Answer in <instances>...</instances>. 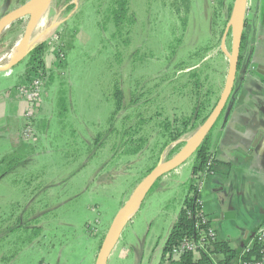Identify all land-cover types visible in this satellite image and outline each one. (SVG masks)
I'll return each instance as SVG.
<instances>
[{
  "label": "rangeland",
  "instance_id": "obj_1",
  "mask_svg": "<svg viewBox=\"0 0 264 264\" xmlns=\"http://www.w3.org/2000/svg\"><path fill=\"white\" fill-rule=\"evenodd\" d=\"M30 1L0 0V18ZM128 1L132 24L120 36L106 22L105 7L99 9L105 0H72L70 11L57 9L52 0L27 36L28 51L46 43L45 69H51L52 81L45 75L36 82L42 86L34 105L41 107L21 153L26 159L0 179V264H95L114 218L135 187L150 169L180 151L169 157L178 142H168L161 123L189 117L196 103L208 113L223 91L234 38L226 25L231 17L227 21V8L236 0ZM26 19L24 39L30 16ZM253 28L248 24L241 33L249 39L251 32L258 33ZM249 45L239 52L241 59L246 61L251 48L262 60L264 46L254 52ZM57 51L65 56L62 64ZM10 53L0 56V62H10ZM25 70L24 57L0 71V98L23 83ZM243 75L252 74L248 69ZM247 77L240 92L262 88ZM115 86L122 92V112L111 122ZM227 114L216 122L211 138ZM140 120L144 123L134 138L142 137L145 144L138 154H130L116 131ZM13 151L6 136L0 138V159ZM194 163L191 156L152 184L106 264H135L131 244L137 240L142 264L157 262L162 242L154 254L150 248L156 236L164 239L175 208L187 195ZM34 232L38 237L22 243Z\"/></svg>",
  "mask_w": 264,
  "mask_h": 264
},
{
  "label": "crops",
  "instance_id": "obj_2",
  "mask_svg": "<svg viewBox=\"0 0 264 264\" xmlns=\"http://www.w3.org/2000/svg\"><path fill=\"white\" fill-rule=\"evenodd\" d=\"M245 13L247 29L248 24L249 28H253L249 23L251 21L254 26L253 32L254 30L258 32H251L249 39L247 37V44L250 41L249 46H252L255 52L258 47L264 46V0H250V6L246 8ZM27 36L28 34L25 39ZM252 37H254L253 42ZM253 55L251 57L254 62H249H252L253 66L260 64L259 76L252 74L247 78L249 81L253 80L254 85H260L262 88L258 91L253 90L247 95L244 94L247 91L242 89L244 92L238 90L234 95L235 100L230 104L225 122L218 128L216 136L213 138L210 136V152L215 161L214 172L199 181L201 210L208 217L209 226L215 232L216 241L228 242L231 249L235 251L249 246L256 232L264 225V58L257 59L259 52ZM10 60L19 62L11 58ZM23 87L20 83L14 87L15 91L0 98V138L6 136L8 142L12 143L13 150L23 141L25 99L20 90ZM40 107L37 108L34 119L38 116ZM33 126L34 122L32 129ZM184 196L185 194H183V201L186 197ZM182 200L175 208L164 239L161 241V238L156 236L157 243H154L153 249L150 248L152 254L159 249L160 242H162L161 246H164L183 206ZM161 248L163 251V247H160V250ZM140 249L142 250L140 240L131 244V250L136 259L135 264L143 263L140 260V254H142ZM162 251L155 264L160 263Z\"/></svg>",
  "mask_w": 264,
  "mask_h": 264
},
{
  "label": "trees",
  "instance_id": "obj_3",
  "mask_svg": "<svg viewBox=\"0 0 264 264\" xmlns=\"http://www.w3.org/2000/svg\"><path fill=\"white\" fill-rule=\"evenodd\" d=\"M55 1L57 9L64 7L66 11H70L73 8V6L70 5L72 0ZM20 4H23V2ZM128 6V0H105V3H102V6L99 7L100 10L105 7V12H107L108 15L106 22L112 23L115 30V36H120L122 31L128 29L127 26L132 24L131 13H129ZM183 6L186 7L185 5ZM99 9L98 14L101 12ZM232 9V5L227 8V21L231 16L230 14ZM26 18L27 17L18 19L7 29L2 31L0 34V56L11 52L18 40L24 36L25 29L28 24ZM242 40H245L244 34L242 35ZM46 53V43L44 42L34 45L27 52L25 56L26 70L22 83L24 87L20 88V90L27 91L35 87H39V89H41L42 83L39 84L36 82H42L45 80V75L48 76V81H52V76L50 74L52 72L51 69L49 71L50 73L45 69L46 65L44 62V56ZM55 54L58 62L62 64L64 62L65 56L58 51L55 52ZM7 62V60H2L0 64L5 65ZM54 62L56 61H53L52 64ZM191 78H194V76H191ZM198 84V79H196L194 86L197 88ZM113 99L115 102V107L111 113V122L114 121L116 117L122 112V92L118 86L114 87ZM214 106L215 104L211 107V110L208 113L206 112L204 114L203 112L206 111L205 107H201L200 103H196L189 117L183 118L181 121L174 119L172 122H169L165 119L161 123V126L163 125L164 129V137H166V139L168 138V142H178L170 152L169 157H171L174 153H177L185 145V142H182L181 140H184L197 132L199 127L204 123L213 110ZM127 119L128 117H126L124 120ZM148 121H150V119ZM143 123V120H140L136 123L135 127H121L122 130L120 133L119 131H116L117 136L119 138L121 137L125 141V144L129 145V149L127 150L130 154H138L145 144V141L142 137L134 138L138 133V128ZM210 134L211 132L207 135L203 143L192 155L195 157V163L191 170V177L187 183L188 192L184 198L183 206L165 241L162 251V258L159 264H240L253 259L255 260L260 256L259 250L261 248L254 242L248 250L244 248L240 251L232 250L228 242H212L206 236L207 227L201 226L198 223L196 214L200 210L201 206L196 185L198 181L202 180L203 174H206L207 176L213 174V167L215 165L214 156L210 152ZM22 138L23 141L21 144L9 156L0 159V179H2L7 174H12L15 172V170H17V168L26 159V157L22 156V154L23 151L27 149V143L30 138H24L23 135ZM208 162H210V165L207 167ZM154 168L150 169L148 173H150ZM9 235L10 234L5 237V240L7 241L6 244L8 246L10 244ZM35 237H38L37 232L26 236L22 240V243H30ZM184 241H193L195 243L201 241L202 247H199V249L195 252H184L180 255L174 256L172 254V250L179 247Z\"/></svg>",
  "mask_w": 264,
  "mask_h": 264
},
{
  "label": "water",
  "instance_id": "obj_4",
  "mask_svg": "<svg viewBox=\"0 0 264 264\" xmlns=\"http://www.w3.org/2000/svg\"><path fill=\"white\" fill-rule=\"evenodd\" d=\"M52 0L49 1V3ZM38 2L37 0H31L30 2L22 5L21 7L17 8L10 14H7L0 18V34L2 31L7 29L11 24L16 22L18 19L29 17L30 16V7L35 3ZM48 3V5H49ZM47 5V6H48ZM46 8V7H45ZM245 11H246V0H236L235 5L232 9L231 17L230 20L227 24V29L232 30L233 32V43L231 47V54L229 57V63H228V70H227V76L224 84L223 91L214 106L213 110L207 117V119L204 121V123L199 127L197 132L188 140L185 142V145L180 151L174 155L172 158L167 160L164 163L158 164L133 190L131 196L128 198V200L125 202V204L122 206L120 211L117 213L116 219L119 222V229L117 231V236L114 239V242L112 243V246L106 249V254H103L105 251L106 245H108V238L112 229V226L110 228V231L105 239V242L102 246L101 252L98 256L97 259L101 261V264H106V259L108 257L109 252L113 249L115 244L117 243L121 230L124 227V225L130 220V212L134 208L138 198L140 195L143 193V197L139 202V205L137 209L139 208L142 200L144 199L146 193L149 191L151 188L152 184L159 179L160 177L164 176L165 174L175 170L178 166H180L183 162H185L188 158H190L195 151L200 147V145L203 143L207 135L211 132L212 128L216 124L218 118L220 117L222 111L227 105V102L229 99H231L234 95L233 87L235 83V78H236V69H237V64H238V58H239V43L241 40V31L244 29V21H245ZM238 14V21L235 25V27H231V19L234 15V13ZM26 30V29H25ZM25 34V33H24ZM24 39V36L15 44V46L22 40ZM14 46V47H15ZM13 47V49H14ZM12 49V50H13ZM11 50V51H12ZM28 52V48L26 49V52L24 56L21 58V60L26 56ZM20 61V60H18ZM17 63V62H16ZM12 64L11 61L8 62L7 64L0 66V71L9 68ZM229 107L227 106L226 113L229 112ZM226 115V114H225ZM228 115V114H227ZM227 117V116H226ZM226 120V118H225ZM225 122V121H224ZM113 220V223H114ZM112 223V225H113ZM97 261V260H96ZM96 264V263H95Z\"/></svg>",
  "mask_w": 264,
  "mask_h": 264
},
{
  "label": "built area",
  "instance_id": "obj_5",
  "mask_svg": "<svg viewBox=\"0 0 264 264\" xmlns=\"http://www.w3.org/2000/svg\"><path fill=\"white\" fill-rule=\"evenodd\" d=\"M23 97L25 99V101H27V104L25 106L24 109V127H23V132L22 135L24 138H31L33 130H32V119L33 116L35 115V112L37 110V107H35L34 105V101H36V97H38V93H39V87H35L33 89L27 90V91H23L21 90ZM38 106V105H37ZM210 165V162L207 163V167ZM212 175V174H210ZM206 174L202 175V178L206 177ZM197 192L199 193V189H200V182H197ZM196 217L198 219V223L201 226L207 227L206 230V236L207 238H209L212 242L216 241V237H215V232L213 231V229L209 226V221H208V217L202 212L201 208L200 210L197 212ZM254 243L258 244L260 246V250H259V258L257 259H253L251 261H247V262H242L240 264H264V225H262L259 230L256 232L254 239L252 240L251 244L249 246L246 247V250H248L251 245ZM199 247H202V242H198L195 243L193 241H184L179 247L175 248L172 250V254L174 256L180 255L184 252H195L199 249Z\"/></svg>",
  "mask_w": 264,
  "mask_h": 264
},
{
  "label": "bare ground",
  "instance_id": "obj_6",
  "mask_svg": "<svg viewBox=\"0 0 264 264\" xmlns=\"http://www.w3.org/2000/svg\"><path fill=\"white\" fill-rule=\"evenodd\" d=\"M38 2H35L29 9L30 11V22H29V27H28V33L30 34L31 31L36 27L37 23L39 22V19L41 17V13L45 10V7H47L48 3L50 0H37ZM46 12V11H45ZM238 21V14L235 12L232 19H231V27H235L236 23ZM27 39V38H26ZM22 40L20 41L15 47L14 49L11 51L9 58L13 59V60H19L23 57V55L26 52V44H27V40ZM17 61H14L12 63H16ZM143 197V193L140 195V197L138 198L134 208L132 209V211L130 212L129 217L132 218V216L136 213L137 211V207L139 205L140 200ZM119 229V222L115 219L114 223L112 225V229L108 238V245H106L105 247V251L103 254H106V249L109 248L110 246H112V243L114 242V239L117 236V231ZM96 264H101V261L99 259H97Z\"/></svg>",
  "mask_w": 264,
  "mask_h": 264
},
{
  "label": "flooded vegetation",
  "instance_id": "obj_7",
  "mask_svg": "<svg viewBox=\"0 0 264 264\" xmlns=\"http://www.w3.org/2000/svg\"><path fill=\"white\" fill-rule=\"evenodd\" d=\"M245 25H246V23L244 22V29L247 27H245ZM243 35V34H242ZM246 38V40H242L241 39V41H242V47L240 46L239 47V52H241V50L242 51H245V49L247 48L246 46H247V37H245ZM246 43V44H245ZM242 48V49H241ZM249 51H250V54L246 57V61L244 62V60H242L241 59V53H240V56H239V58H238V64H237V73H236V78H235V83H234V87H233V91H232V93L234 92V95L238 92V90L240 89V86H242V84H245L244 83V79L247 77L246 75L244 76L243 74H244V71H245V73L248 71V69H249V73H251V74H253V73H256L255 72V70H256V67L255 66H252V65H250L251 64V62H249V61H251L250 59H251V48H249ZM246 56V55H245ZM257 74V73H256ZM234 89H236L235 91H234ZM234 95H233V97L231 98L232 99V101H233V99H234ZM231 99H229L228 100V102H227V105H226V107L224 108V110L222 111V113H221V115H220V117L225 113L226 114V108H227V106H230V104H231V102H230V100ZM220 117L218 118V120H220ZM217 120V121H218Z\"/></svg>",
  "mask_w": 264,
  "mask_h": 264
}]
</instances>
